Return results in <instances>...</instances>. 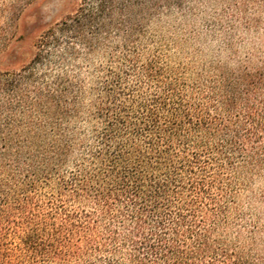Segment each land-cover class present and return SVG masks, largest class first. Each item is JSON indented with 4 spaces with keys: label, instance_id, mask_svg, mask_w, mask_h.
Wrapping results in <instances>:
<instances>
[{
    "label": "trees",
    "instance_id": "16d2710c",
    "mask_svg": "<svg viewBox=\"0 0 264 264\" xmlns=\"http://www.w3.org/2000/svg\"><path fill=\"white\" fill-rule=\"evenodd\" d=\"M173 1L78 0L0 74L29 114L24 137L0 138V264H264L233 190L261 162L264 72L194 73L156 51L153 92L125 85L146 22ZM23 2L0 0L8 24ZM91 57L108 65L85 93L68 67Z\"/></svg>",
    "mask_w": 264,
    "mask_h": 264
},
{
    "label": "rangeland",
    "instance_id": "374dc122",
    "mask_svg": "<svg viewBox=\"0 0 264 264\" xmlns=\"http://www.w3.org/2000/svg\"><path fill=\"white\" fill-rule=\"evenodd\" d=\"M78 0H24L16 19L8 24L7 15L0 10V74L19 73L35 52L38 36L49 25L70 13ZM145 49L135 67L126 66V87L153 92L154 84L147 80L143 61L156 51L181 64L194 73L223 66L227 69L248 67L264 72V0H175L169 8L154 12L146 22L140 38ZM116 60L122 56L117 54ZM107 61L91 57L76 67H68L71 75L83 81L85 93L96 90ZM0 81V88L5 86ZM16 87L0 89V138L24 137L22 127L29 119L26 110L28 94ZM94 98V96H92ZM91 98V99H92ZM91 99L83 100L87 105ZM264 102V94L258 98ZM261 107V106H260ZM258 107V109H260ZM260 163L244 176L233 179L237 212L242 215L248 235L256 227L253 237L257 248L264 247V140L257 145ZM252 149L245 152L249 155ZM240 161H242L240 159ZM244 161V159H243ZM242 165V162L239 163Z\"/></svg>",
    "mask_w": 264,
    "mask_h": 264
}]
</instances>
